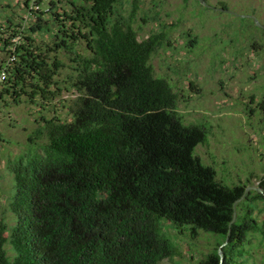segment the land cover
Wrapping results in <instances>:
<instances>
[{"label": "trees", "instance_id": "16d2710c", "mask_svg": "<svg viewBox=\"0 0 264 264\" xmlns=\"http://www.w3.org/2000/svg\"><path fill=\"white\" fill-rule=\"evenodd\" d=\"M29 1L33 24L24 30L7 16L12 33L0 38L7 53L0 99L23 97L45 107L64 91L77 95L71 120L55 114L37 120L29 141L34 146L45 137L43 153L12 162L7 207L13 221L0 213V264H161L177 253L161 219L191 237L200 231L219 236L196 264H248L244 247L251 234L264 239V222L247 204L264 199V179L257 186L262 193L253 189L237 203L230 224L247 184L221 183L194 154L206 131L183 122L178 94L154 75L150 58L165 34L138 39L130 17L140 0L131 1L128 18L115 6L119 0H68L62 12L53 0L51 21L37 14L45 13L40 0L36 10ZM44 29L48 42L36 37ZM62 51L74 73L61 84ZM257 106L264 111V98Z\"/></svg>", "mask_w": 264, "mask_h": 264}, {"label": "rangeland", "instance_id": "374dc122", "mask_svg": "<svg viewBox=\"0 0 264 264\" xmlns=\"http://www.w3.org/2000/svg\"><path fill=\"white\" fill-rule=\"evenodd\" d=\"M24 1L0 0V38L12 33L7 16L24 30L33 24L35 15L28 13ZM51 1L40 0V10L45 13H37L49 21ZM55 1L58 12L70 7L68 0ZM131 1L119 0L115 4L125 18L130 15ZM204 1L205 4L200 0H140V8L130 20L139 40L155 31L165 34L150 63L154 75L165 78L178 94L176 111L183 122L200 125L206 131V140L196 145L194 154L216 170L221 183L247 184V189L264 179V111L257 106L264 98V0ZM222 5L230 12L214 9ZM49 28L54 30L53 23ZM49 36L45 29L36 34L46 42ZM1 42L0 65L7 57ZM78 48L89 54L84 44ZM59 57L65 65L56 79L62 84L74 72L67 54L62 51ZM76 95L64 91L45 107L41 101L31 104L23 97L18 102L7 95L0 99V213L4 212L10 223L13 215L7 203L14 193L13 160L20 155L43 153L45 137L34 146L29 141L30 133L39 126L37 120L41 115L50 118L54 114L71 120L70 105ZM247 205L255 207V218L264 222V199ZM160 223L177 246V253L164 258L161 264H196L216 246L219 237L203 231L191 237L186 232L179 233L164 219ZM244 258L248 264H264V239L260 234L250 235Z\"/></svg>", "mask_w": 264, "mask_h": 264}, {"label": "water", "instance_id": "95a60500", "mask_svg": "<svg viewBox=\"0 0 264 264\" xmlns=\"http://www.w3.org/2000/svg\"><path fill=\"white\" fill-rule=\"evenodd\" d=\"M200 2L203 3V4H205V1H204V0H200ZM214 9L219 10V11L230 12L229 10H227V9L224 8V7H219V8H214ZM251 189H255V190H257L258 192H261V193L263 192V189H262V188L257 187V186H254V185L249 186V188L245 189L244 192H243V194H242V196L239 197L238 199H236V200L234 201V203H233V209H234V210H233V218H232L230 224H231V223L235 220V218H236V205H237V203H238L240 200H242V199L244 198V196L246 195V193H248V191L251 190ZM228 234H229V232H228ZM226 241H227V239H226ZM226 241H225L222 245L226 244ZM222 245H221V246H222ZM221 246L218 248V254H219L220 258H222V256H223V254H222V250H221Z\"/></svg>", "mask_w": 264, "mask_h": 264}, {"label": "built area", "instance_id": "2783aa9c", "mask_svg": "<svg viewBox=\"0 0 264 264\" xmlns=\"http://www.w3.org/2000/svg\"><path fill=\"white\" fill-rule=\"evenodd\" d=\"M35 1L36 0H32L31 6L37 8ZM9 61H12V57L9 58L8 62ZM8 62H7V64H8ZM6 76H7L6 66H3L2 68H0V84L5 81Z\"/></svg>", "mask_w": 264, "mask_h": 264}, {"label": "crops", "instance_id": "0c3cea01", "mask_svg": "<svg viewBox=\"0 0 264 264\" xmlns=\"http://www.w3.org/2000/svg\"><path fill=\"white\" fill-rule=\"evenodd\" d=\"M24 4V3H23Z\"/></svg>", "mask_w": 264, "mask_h": 264}]
</instances>
